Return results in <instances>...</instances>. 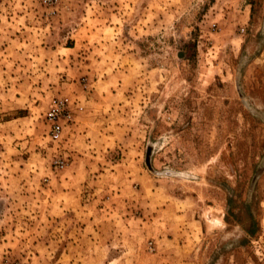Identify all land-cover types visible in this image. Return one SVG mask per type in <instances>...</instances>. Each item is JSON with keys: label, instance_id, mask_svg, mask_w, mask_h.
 Here are the masks:
<instances>
[{"label": "rangeland", "instance_id": "1", "mask_svg": "<svg viewBox=\"0 0 264 264\" xmlns=\"http://www.w3.org/2000/svg\"><path fill=\"white\" fill-rule=\"evenodd\" d=\"M45 12L0 0V264H264V0Z\"/></svg>", "mask_w": 264, "mask_h": 264}, {"label": "built area", "instance_id": "2", "mask_svg": "<svg viewBox=\"0 0 264 264\" xmlns=\"http://www.w3.org/2000/svg\"><path fill=\"white\" fill-rule=\"evenodd\" d=\"M41 4L46 9L45 15L48 20L57 14L60 0H41ZM74 114V103L69 98H57L53 100L46 114L48 135L53 143L58 144L62 142L66 130L75 123ZM54 164L60 169L65 167V161L59 158L55 160Z\"/></svg>", "mask_w": 264, "mask_h": 264}, {"label": "crops", "instance_id": "3", "mask_svg": "<svg viewBox=\"0 0 264 264\" xmlns=\"http://www.w3.org/2000/svg\"><path fill=\"white\" fill-rule=\"evenodd\" d=\"M11 19H13V18L11 17Z\"/></svg>", "mask_w": 264, "mask_h": 264}]
</instances>
